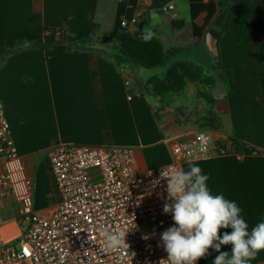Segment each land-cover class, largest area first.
I'll list each match as a JSON object with an SVG mask.
<instances>
[{
    "label": "crops",
    "instance_id": "crops-1",
    "mask_svg": "<svg viewBox=\"0 0 264 264\" xmlns=\"http://www.w3.org/2000/svg\"><path fill=\"white\" fill-rule=\"evenodd\" d=\"M169 4L174 9L163 13ZM138 11L146 14L143 29L158 35L166 50L184 49L170 65L193 62L212 82L187 81L181 92L157 94L147 83L162 78L166 69L146 78L137 66L118 70L105 53L122 42L126 31H135L122 22ZM237 17L248 21L250 43L239 42ZM192 25L190 0H0V57L23 36L48 45L87 42L83 51L27 50L0 69V98L32 182L36 213L50 216L59 204L49 160L56 143L133 148L145 171L170 162L172 141L204 132L214 142L234 140L257 152L192 162L209 176L213 194H223L242 208L250 227L264 219V0H229L202 41L193 37ZM126 70L133 84L125 78ZM225 71L233 74L239 92L228 90L220 77ZM126 86L136 91L135 97L129 99ZM19 210L13 198L0 202L2 240L21 235ZM225 231L231 229H221L220 235ZM221 250L230 251L231 245ZM216 255L209 249L199 264H213ZM250 264H264V252Z\"/></svg>",
    "mask_w": 264,
    "mask_h": 264
},
{
    "label": "built area",
    "instance_id": "built-area-1",
    "mask_svg": "<svg viewBox=\"0 0 264 264\" xmlns=\"http://www.w3.org/2000/svg\"><path fill=\"white\" fill-rule=\"evenodd\" d=\"M173 9L169 4L162 11ZM145 18L138 11L122 25L136 31ZM169 149L167 165L142 171L133 148L56 143L49 160L60 200L50 216H43L34 209L32 182L0 98V202L13 198L19 203L23 228L16 239L0 238V264H158L166 259L160 237L174 221L163 212L167 199V182L159 180L163 168L184 169L189 161L212 155L242 156L230 142H214L204 132L172 141ZM116 228L129 231V253L136 254L132 261L103 247L101 232Z\"/></svg>",
    "mask_w": 264,
    "mask_h": 264
},
{
    "label": "clouds",
    "instance_id": "clouds-1",
    "mask_svg": "<svg viewBox=\"0 0 264 264\" xmlns=\"http://www.w3.org/2000/svg\"><path fill=\"white\" fill-rule=\"evenodd\" d=\"M159 180L167 182L163 212L171 214L174 225L161 233L167 258H161L158 264H197L209 254V249L218 253L213 264H250L264 252V219L250 227L235 201L211 192L207 185L209 176L198 165L189 161L187 170L163 168ZM229 228L230 233L220 235L221 229ZM128 232L104 229L101 236L107 251L121 254V260L127 257L132 261L136 254L129 253ZM226 245H231L230 251L221 250Z\"/></svg>",
    "mask_w": 264,
    "mask_h": 264
},
{
    "label": "trees",
    "instance_id": "trees-1",
    "mask_svg": "<svg viewBox=\"0 0 264 264\" xmlns=\"http://www.w3.org/2000/svg\"><path fill=\"white\" fill-rule=\"evenodd\" d=\"M190 2L193 21L192 34L196 41H202L211 20L228 5L229 0H219L216 4L213 0H209L208 2H205V0H190ZM201 17L203 18L201 19ZM199 19L201 21L198 24L197 21ZM141 23L146 24V21L143 20ZM235 23L239 42L250 43L252 41V35L248 21L237 17ZM90 24L91 30H93L94 24ZM144 37L149 38L145 39ZM86 44L87 42L85 41L78 45L68 46L65 45L63 40H60L58 43L48 45L38 42L33 37L23 36L0 57V69L11 56L27 50L83 51L87 49ZM183 52L184 49L182 48L166 50L163 43L155 35L145 29L140 31L137 28L136 31H126L122 42L114 45L105 54L113 65L121 71L127 65L137 66L146 70L163 68L169 60L178 57ZM261 56L264 60V45L261 48ZM220 77L228 85L229 91L239 92V89L235 86L233 74L230 71L220 73ZM187 81L209 85L212 79L201 66L193 62L176 61L168 66L162 78L154 77L147 84L151 85L153 91L157 94L168 92L178 93L184 90ZM126 88L130 97H135L133 94L136 91L130 89L128 86ZM202 96L207 98L205 95ZM230 143L238 154L250 155L257 153L255 150L248 149L238 141L232 140Z\"/></svg>",
    "mask_w": 264,
    "mask_h": 264
},
{
    "label": "rangeland",
    "instance_id": "rangeland-1",
    "mask_svg": "<svg viewBox=\"0 0 264 264\" xmlns=\"http://www.w3.org/2000/svg\"><path fill=\"white\" fill-rule=\"evenodd\" d=\"M156 36H158V35H156ZM181 57L185 58L186 56H185V55H182ZM170 63H171V60H169V61L167 62V64H166L163 68H158V69H156V70H146V69L140 68L141 76H142L143 78H146V77H148V76H151V75L156 74V72L159 74V72H161V71L167 69L168 66L170 65ZM208 74H209V75H214L215 73H208ZM144 228H146V227L144 226Z\"/></svg>",
    "mask_w": 264,
    "mask_h": 264
},
{
    "label": "water",
    "instance_id": "water-1",
    "mask_svg": "<svg viewBox=\"0 0 264 264\" xmlns=\"http://www.w3.org/2000/svg\"><path fill=\"white\" fill-rule=\"evenodd\" d=\"M143 26H144L143 23L139 24L138 29L141 31L143 29ZM125 73H127V74H125V78L127 79V81L129 83L133 84L134 83V80L132 78V74L130 73V71L129 70H126Z\"/></svg>",
    "mask_w": 264,
    "mask_h": 264
}]
</instances>
